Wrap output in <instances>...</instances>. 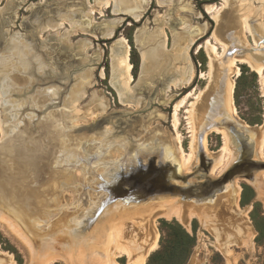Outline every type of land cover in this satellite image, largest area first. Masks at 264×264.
Here are the masks:
<instances>
[{"label":"rangeland","instance_id":"374dc122","mask_svg":"<svg viewBox=\"0 0 264 264\" xmlns=\"http://www.w3.org/2000/svg\"><path fill=\"white\" fill-rule=\"evenodd\" d=\"M16 1L19 3V6L16 8V11L12 10L11 14L10 5L13 0H0V34H3L1 36L10 39L8 41L11 42H23L24 37H28L30 32L35 34V39L33 40L37 42L40 48H38L39 51L34 49L32 51L28 47L29 56L32 54V56H39V60L34 58V63L30 67L31 86L24 87L21 93H19L23 96L18 95L11 98L14 99V103H18V101H21L22 105L28 103V108L24 107L23 110L29 109L34 115L41 116V118H36V122L38 121L39 123H35L39 124V128L44 126V128L49 130L43 132V137L35 136L31 138L32 140L26 142L30 148L31 145L34 146V140L44 144L42 147L36 143V146L39 145L38 148L42 160L21 162L24 164L22 172L18 173V171L11 169V171H6V174L2 175L3 177L0 181V214L17 222L27 233H30V227H32L33 232H37L36 227L32 223L42 221L49 234L44 238L55 240L57 236H54L53 232L56 227H64L65 229L68 227L66 223L69 218L82 214L84 211L88 214L91 213L90 216L92 215V218L86 221V232L89 235L95 234L93 241L97 242L95 245L98 246L97 250L93 252H96L97 256H99V262L104 264H134L129 261L127 255L122 253L121 256H116L113 253V251L117 253L118 247L122 246L123 242H117L115 239L113 242L114 250L111 251L108 250L110 245H106L109 239L115 235V230L113 229L117 227L116 225L120 221H123L125 225L129 235L128 239L132 243L131 247H134L139 242L146 249L148 244L153 241V235L156 232L159 233L157 247L149 253L145 264H264V142L259 137L260 132L264 130V84L262 83L263 77L247 64L236 62L233 65V56L227 57L229 49L225 48L226 46L217 40L219 39L218 34H220V24L216 21L215 17H226L233 1L173 0L169 6H160L156 0H151L147 11L138 21L125 14H114L112 8H102L100 10L101 14L97 11L94 13L93 20L85 18L82 20L83 23L77 22V25L82 24L81 27L84 28L93 25L94 27L91 31H82L80 28L76 29V17L72 16L71 11L64 12L65 14H61L62 16L48 17L44 19L42 24L29 27L30 18L33 14L31 7L36 8L37 6H41L45 3V0ZM247 1H250L255 8L261 7L260 1ZM235 2L237 3L238 1ZM89 3L90 6L94 5V0H89ZM59 5L58 7L64 6L62 3ZM208 6L213 7L214 11L207 12ZM4 14L10 15L8 20L2 17ZM235 16L239 19L238 28L236 29L237 31L235 30V33L241 37L240 42L241 47H243L241 50L245 49L252 54L254 53V55L256 53L255 56L261 55L262 48L255 44L251 31L244 24V16L238 18L240 16L238 13H235ZM63 17H70L73 23L71 24L66 21L59 24V21L64 19ZM116 19L122 21L121 25L114 31L111 38H103V35L100 33L102 26L105 22ZM262 20H264V15L262 16ZM200 28L206 29L203 36L194 42L187 53L194 72L192 82L189 85L182 88L170 87L169 90L164 92H162L163 89L160 90L161 87L149 105L143 108L123 104L119 101L117 92L110 83L112 75L111 48L113 44H116L121 38L127 40L130 46V62L133 66L131 87H136L140 84L142 67V56L135 41L139 30H143L144 34L150 35L153 32L157 34V31L163 32L166 39V50L159 74L161 75L164 72L169 75L180 69L179 64H177L178 62L175 61L176 49L173 44L174 38L176 36H187L190 38L191 32H197ZM206 41L216 46V53L221 57L223 56L222 60L215 62V64L221 63L230 69L227 78L230 80V76H232L234 80L232 96L236 107L234 114L231 111H217V113L212 110L210 111V109H202V103L212 98L213 93L212 90L210 91L212 84L210 78L211 66ZM98 53L101 54V58L97 62L92 57ZM148 62V67H150V60ZM19 64L17 61L16 67ZM236 69L238 73L235 74L236 71L234 70ZM102 73L105 76L102 77ZM157 76H155L154 81ZM41 92H51L52 98L56 102L50 103L47 107L43 106L42 100L35 103V100H38V93ZM188 94H192V96ZM76 97L78 98L77 104ZM101 98L105 102L104 106L101 105L102 101L98 102ZM180 101L184 102V104L180 107L181 109L179 108L177 116L178 125L175 129L172 116L175 105H179ZM0 105H2L1 96ZM193 105H195V108ZM64 111L67 112V116L72 118V120L70 119L68 124L56 126L51 116L53 113L58 114ZM216 113L217 116L215 118L214 114L216 115ZM77 114L79 117L76 119ZM191 114L193 117H191ZM47 116L49 119H47ZM5 117L8 118L9 115ZM45 117H47V120ZM138 119L143 120L142 128L138 131L136 129V133L133 132L132 134L131 124L135 123ZM27 121L31 126H34L33 120L27 119ZM22 124L24 125V123ZM239 124L249 130H254L258 134V138L253 140L254 144L250 147L248 146V150L244 154L238 155V151L234 148L236 150V157L238 158L239 156L240 159L235 162H232L231 159L228 167L234 166V163L237 162L238 174L242 176L248 170L250 164L254 172L261 173H258L260 176L256 177L259 188L256 185L247 183V181L238 175L237 179H240L237 181L240 187L239 211L236 210L234 203L223 207L221 205L220 207L206 211L210 220L212 218L211 222L213 223L210 222V225H204L199 217L193 216L185 227L176 219L167 220L166 218L155 216V213H151L153 207L150 204L154 196H156V202L160 203L161 201L166 202V199L172 195L170 191L166 192V190L160 188L157 191V195L149 193L145 199L124 201L127 204V210L116 216H114L115 208L112 210L101 208L96 213V217L93 216L95 212L92 209L90 210L91 196L87 189H79L76 192L77 201L73 204L76 208H68L71 207V204H68L69 202L67 201L70 199L72 190L75 191L76 189L75 186L68 187V185L76 181L77 177L84 174V171H88L89 169L97 171V168L100 167L109 168L120 174L118 176V183L123 187L125 186L126 189L137 182V176H132V174L141 173V176L143 173L151 174L149 173V168H156L154 165H156L157 160L154 163L152 162V156L155 152L151 150L152 144L149 142L150 139H154L153 146H157V148L164 145L160 144V142L158 143L160 139L163 143L169 144L172 152H174L173 158L169 161V169L164 170L158 167L160 173L166 174V179L161 177L162 184L166 181L171 186L175 184V186L181 185L183 187L185 183H199L203 177L205 180H208V183L217 181L221 179L220 177L224 173L222 169L224 167L223 164L227 163L229 155L228 150H226L224 152V161L221 165H218L222 167H215L220 162V149L226 147L224 136L217 131L218 129L220 131H227L231 139L237 144L236 139L232 137L231 128ZM1 128L0 125V144L3 142L4 144H9L10 139L8 140L7 138L11 136L8 134V131L4 133ZM4 129L7 128L5 127ZM125 129L126 133L124 134ZM96 132L97 134L95 135ZM192 133L195 136L194 138ZM15 135V137H18L19 133L16 132ZM51 138L54 139L51 141ZM192 139L195 140V142L194 140L192 141L193 147L191 146ZM130 144H133L131 152L129 150ZM178 147L182 148L183 155L178 151ZM191 147L196 149V153ZM88 149L92 151L86 155ZM191 154L194 156L193 161L191 162L189 158L185 161V166L190 165L189 169H187L183 165L184 155L186 158L187 155ZM156 156L158 157V161L163 165L167 163L162 153ZM106 159L110 163L109 166L104 164ZM177 169H180L179 173L175 174ZM5 175H9L10 177L7 178ZM93 176H90L91 179ZM78 184L82 185L80 182ZM213 193L214 191L211 190V192L208 191L207 194H203L204 197L210 196L208 197L210 199L208 201L212 204L218 198V195L214 196ZM128 195H132V192L128 193ZM220 195L222 196L223 194L220 193ZM198 200H201V196ZM49 212L54 215L48 217L47 213ZM24 214H27L29 217H26ZM243 215H246L251 223L252 239H242L238 236V230L242 227L244 221L242 219ZM1 222L0 264H9L10 256L13 259V264H31V259H35L36 264H41L44 257L31 256L18 236L9 229L10 227L6 223ZM118 226H121V224ZM214 227L222 230L219 238L215 236ZM39 234L41 235L42 233ZM102 235L103 238L107 236V241L100 239ZM134 237H137L138 240ZM36 239H40V236ZM61 239L62 241L59 242L57 239L54 242L55 244H52V250H50V254L48 255L61 253L62 255H67V258L65 260H52L51 264H67V260L69 264L78 263V261L79 264H86L85 259H79V256L75 257L73 253L66 251L71 250L72 243L65 242V237ZM134 241L138 242L134 243ZM218 242L223 244L220 245ZM221 248L224 250L222 251ZM100 249L103 252L99 251Z\"/></svg>","mask_w":264,"mask_h":264},{"label":"bare ground","instance_id":"6f19581e","mask_svg":"<svg viewBox=\"0 0 264 264\" xmlns=\"http://www.w3.org/2000/svg\"><path fill=\"white\" fill-rule=\"evenodd\" d=\"M156 1H157L158 5H160V6H164V5L169 6L173 0H156ZM231 1H233V3H231V5H230L231 7H229L231 9L228 12V15H226V17L225 16L215 17L217 19L216 21H218L220 24V34H218L219 39H217V40L221 41L226 46L225 48L229 49L227 57L233 56V60H232L233 65H235L236 62H241V63L247 64L248 66L251 67V69L258 72V74L263 77L262 83L264 84V20H262V16L264 15V0H257V1H260V4H261V7H259V8L253 7L252 3H250V1L248 2L247 0H231ZM235 1H238V2L236 3ZM60 3L64 4V6L58 7V6H60L59 5ZM150 3H151V0H94V5L90 6L89 0H45V3L43 5L37 6L36 8L31 7L33 14H32V17L30 18L29 27H35L36 25L42 24L44 19H46L48 17L51 18V17H55V16H60L61 14H65L64 12L71 11L72 12L71 14H73L72 16L76 17V29L80 28L82 31L83 30L91 31L92 28L94 27L93 25H91V27L88 26V27L84 28V27H81L82 24L77 25V22L83 23L82 20L85 18H87L89 20H93L94 13L97 11L98 13L101 14L100 10L102 8H112V11L114 14H125V15H128L131 18H133L135 21H138L139 19H141L142 15L147 11L148 7L150 6ZM10 6H11L10 11L12 14V10L16 11V8L19 6V3L16 0H13V2L11 3ZM226 6H227V3H226ZM227 8H228V6H227ZM213 11H214L213 7H209V6L207 7V12H213ZM7 13H9V12H7ZM235 13L236 14L238 13L240 15V16H238V18H240L241 16H244V18H243L244 24L251 31L253 38H254V41H255V44L259 45V47L262 48V52H261L262 54L261 55L255 56L256 53L254 55V53L252 54L251 52H249L245 49L241 50V48H243V47H241L242 45L240 42L241 37L235 33V30L238 28V22H239V19H237L235 16ZM218 14H220V13H218ZM2 17L5 20H8L10 15L4 14ZM63 18H64L63 20L59 21V24L66 22V21L70 22L71 24L73 23V21L70 17L69 18L63 17ZM1 22H3V21H1ZM218 22H216V23H218ZM121 23H122V21L117 20V19L105 22V24L102 26V28L100 30V33L103 35V38H111L114 34V31L121 25ZM2 24H4V22ZM93 24H95V23H93ZM160 24H158V25H160ZM244 24H243V26H244ZM205 30H206L205 28L204 29L200 28L197 32H191L190 38H188L187 36L186 37L176 36L174 38L173 44H174V48L176 49V53H175L176 60L175 59L174 60L176 62H178L177 64H179L178 66L180 67V69L176 70L175 72H173L169 75H167L164 72L161 75L159 74L161 72V63L163 62V60L165 58L164 57L165 56V50H166L165 35L163 34L162 31H157V34H155L153 32L150 35V34H144L143 30H141V31L139 30L138 33L136 34L135 41L138 45V48L140 49V53L142 56V67H141L140 84L136 87H131V82L133 81V76H132L133 66L130 62V46L127 43V40L125 38H121L120 40H118V42L116 44H113V46L111 48L112 75H111L110 83H111L112 87L115 89V91L117 92L119 101L123 104L135 105V106H139V107L143 108L144 106L149 105V103L156 96V94L158 93V91L161 87L162 88L160 90L163 89L162 92H164L166 90H169L170 87L182 88V87L189 85L192 82L194 72H193V65H192L189 57H187V53H188L189 49L192 47V45L194 44V42L203 36ZM25 32H28V31H25ZM29 34L30 35L28 37H26V36H25L26 38L24 37L23 42L8 41L10 39H6V38L2 37L3 34H0V96L2 98V105H0V125L2 127L1 128L2 131L4 133L6 131H8L9 133L8 132L7 133L11 136L10 138H7L8 140L10 139L9 144L8 143L4 144V142L2 144H0V181L3 177L2 175L6 174V171H11V169H13L15 171H18V173L22 172L24 170L23 169L24 164L21 162H25V161L30 162V161H36V160L38 161L39 159L42 160V157L40 155L39 148H38L39 145L36 146V143L40 144L42 147L44 146V144L42 142L39 143V142H36L37 140H34L33 142L35 144L32 143V144H34V146L31 145V148H30L27 146L26 142L28 140H32L31 138H34L35 136H42L44 131L47 132L49 130V129L44 128V126H41L39 128L38 127L39 124L38 125L36 124L38 122V121L36 122V118H41V116L39 117V115H37V116L34 115V113H32L29 109L23 110L24 107L28 108V105H27L28 103H25L23 105L20 103L21 101H18V103L17 102L14 103V99L11 98L13 96H18V95L23 96V95H20L19 93H21V91L23 90L24 87L31 86L32 79L30 76V74H31L30 67H31L32 63H34L33 62L34 58L39 60V56H37V55L32 56L33 55L32 52H31L32 55L29 56L30 55L29 54L30 52L28 51L29 49H31L32 51H33V49L36 51H39L38 48H40V46L37 44V42H35L33 40V39H35V34L30 33V32H29ZM206 43H207V41H206ZM39 44L41 45V43H39ZM87 45L89 46V44H87ZM257 45H256V47H257ZM28 47H29V49H28ZM60 49H63V48H60ZM207 50L210 54V66H211V68H210L211 69V74H210L211 76L210 75L209 76L212 80V84L210 86L211 87L210 91L212 90L213 93H212V98H210L207 101L205 100L202 103V105H203L202 109L203 110L204 109L205 110L210 109V111L212 110L214 112H217V111H221V112L229 111L230 112L231 111V113L234 114L236 112V107L234 105L233 97H232L233 96V89H234V80H233L232 76H230V80L227 78L229 75L230 69H228L227 66L225 67L221 63L215 64V62L221 61L222 57H223V56L222 57L219 56L218 53H216V51H217L216 46H214L208 42L207 43ZM66 51H67V49H66ZM42 52H44V51H42ZM225 52H226V50H225ZM37 54H39V53H37ZM92 58H95L96 61L98 62V61H100L101 54L100 53L95 54V55H93ZM41 60H42V58H41ZM149 60L151 62L150 67H148L149 66V64H148ZM17 61H18V63H20L18 67H16ZM234 71H236L235 74L238 73L237 69ZM101 75H102V77L105 76L104 73H102ZM155 76H157V78L154 81ZM205 90H207V89H205ZM39 92H40V90H39ZM38 94H39L37 96L38 100L36 99L35 103L42 100V102L44 103L43 106L47 107L50 105V103L56 102V100H54L52 98L51 92H47V93L41 92ZM201 94H202V92H201ZM188 95H190V94H188ZM203 95H204V93H203ZM190 96H192V94ZM16 98H19V97H16ZM100 101H102L101 105L104 106L105 102L102 100V98L98 102L100 103ZM77 102H78V98L76 97V104H77ZM181 102L182 101H180L179 105H175V110H174V113L172 116L174 119L173 121L175 123L174 124L175 129L177 128V125H178L177 116H178L179 108L182 107V105L184 104V102H182V103ZM207 102H208V105H207ZM193 106L195 108V105H193ZM27 111H28V113H27ZM60 113H58V114L53 113V115L51 116V118L55 122L56 126H60L62 124H68L70 122L69 120L70 119L72 120V118H69L67 116L66 111L60 112ZM191 113H192V111H191ZM217 113H216V115L214 114L215 118L217 116ZM78 114L76 115V119L79 117ZM6 115H9V117L8 118L5 117ZM47 117H45V119ZM191 117H193L192 114H191ZM27 119L33 120L32 122H33L34 126H31L29 124V122L27 121ZM47 119H49V117ZM85 119H83V120H85ZM49 121H52V120H49ZM44 122H45V120H44ZM22 123H24V125ZM142 123H143V120L138 119L135 123L131 124L132 134H133V132H135L136 129L138 131L142 128L141 127ZM192 124H193V122H192ZM5 127L7 129H4ZM54 128H56V127H54ZM214 128L216 129L215 126H214ZM93 129H94V127H93ZM211 129H213V128H211ZM16 132L19 133L18 137H15ZM46 132H45V134H46ZM97 132L95 133V135L97 134ZM207 132H208V130H207ZM217 132L224 136L226 147L225 148L222 147L223 149H220L221 150V153L219 152L220 153V156H219L220 162H218V164L215 166L216 168L218 165H221L222 162L224 161V159H225L224 152L226 150H228V153H229V155L227 157V163L223 164L224 167L222 169H223L224 173H223L222 177H220L221 179H218L217 181L215 180L212 183H208V180H205L203 177L201 182H199V183H197V182L185 183V186H183V187L181 185L179 186L178 185L179 183L177 184L178 186H175V184L173 186H171L166 181L162 184L161 177L166 179V177H165L166 174L163 175L162 173H160L158 167H160L161 169H164V170H166L167 168L169 169V164H170L169 161H171V158H173L174 152H172V149H171L169 144L167 145L166 143H163L162 141H160V139L159 140L157 139L158 143L160 142V144H164L166 146L163 145V146H161V147L159 146L157 148V146H153L154 145L153 144L154 139L153 140L150 139L149 142L152 144L151 150H152V152H155V153H153V156H152L153 157L152 159L154 160V161L152 160V162L154 163L157 160L155 163L156 165H154L156 168H153V169L149 168V173H151V174H144L143 173L142 176H141V173L132 174V176H134V175L137 176L136 177L137 182H135V184L132 185L131 187L128 186V188L126 189L125 186L123 187L118 183L119 182L118 176L120 174L116 171H112L109 168H105V167L97 168V171L93 170V169H89L88 171H84V174L77 177L78 181L72 180L73 182L70 185H68V187H73V186L76 187L75 191L72 190V193L70 195V199L67 198L68 199L67 202H69L68 204H71V207H68V208L69 209L70 208L75 209L76 207L73 204H75L77 201L76 192L79 189H87L89 195L91 196L90 206H89L90 210L92 209L93 212H95V213H93V216L96 217V213L101 208H104V209L108 208L109 210L110 209L112 210L115 208L116 210L114 212L115 213L114 216H116V215L122 213L123 211L127 210V208H126L127 204H125L126 202L124 203V201H128L130 199L131 200L145 199L146 195L149 193H153V194L155 193L157 195V191L160 188V189L166 190V192L170 191V194H172V195L170 198L166 199V202L161 201L160 203L156 202L157 199H156V196H154L152 198L153 201L150 204L151 207H153V210H151V213L152 214L155 213L156 214L155 216L163 217V218H166L167 220L168 219H176L178 222H180V224L184 225L185 227L188 225V222L190 221V219L193 216H196L197 218L199 217L200 221L204 225H210L211 223H213V222H211L212 218L210 220V218L206 214V211L220 207L221 205H222L221 207H223L225 205L234 203L236 210L239 211L238 210L239 209L238 208V200H239V194H240V187L238 186L237 181L240 179H237L238 175H239L238 174V171H239L238 166L236 164L237 162L234 163L235 164L234 166H236V167H234V166L228 167V166L230 165L231 159H232V162L238 161L240 159L239 156H238V158L236 157L235 151L236 150L238 151V155H240L241 153L244 154V152H246L248 150V146L250 147L252 144H254L253 140L258 138V136H257L258 134L254 130H249L245 126L240 125V124L233 126V128H231V134H232V137L234 139H236V141H237V144H235V142L231 139V137L227 133V131L226 132L220 131L218 129ZM125 133H126V129L124 131V134ZM50 134H48V135H50ZM204 135H205V133H204ZM81 136H82V133H81ZM56 137H58V136H56ZM176 137H177V135H176ZM194 137L195 136L193 134V138ZM259 137L262 140V142H264L263 141L264 130H262L260 132ZM53 139L54 138H51V141ZM177 139H179V138H177ZM193 140L194 139L191 140V143H192L191 146L192 147H193V142H192ZM135 141H136V139H135ZM177 141H179V140H177ZM194 142H195V140H194ZM136 143H137V141H136ZM132 145L130 144V146H129L130 152L132 151V148H133ZM233 145H235V146H233ZM1 146H3L4 148ZM234 148H236V150H234ZM99 149H101V148H99ZM155 149H157V150H155ZM193 150H195V153H196V149H193ZM91 151L92 150L88 149L86 151L87 152L86 155L91 153ZM178 151L181 152L182 155L184 154L181 147H178ZM255 152H256V150H255ZM160 153H162L165 156V159L167 162V163H165V165H163L162 163H160L158 161V157L156 155L157 154L159 155ZM259 153H260V151H259ZM254 154H257V153H254ZM188 158L192 162L193 158H194L193 154L187 155L186 158L184 155V162H183L184 166L186 164L185 161ZM182 159H183V156H182ZM15 162H17V163H15ZM104 164L106 166H109L110 163L106 159ZM185 167L187 169H189L190 165H186ZM218 167L221 168L222 166H218ZM248 167H249L248 170L245 171L242 174V176L241 175H239V176H241L242 179L247 181V183H250L254 186L256 185L259 188L256 177L260 176L259 174H261V173L258 172L259 173L258 174L257 172H254L253 168H251L250 164ZM179 168H180V166H179ZM179 170L180 169H177L175 171V174H178ZM169 171H171V170H169ZM219 171H221V170H219ZM260 172H262V171H260ZM77 174H78V172H77ZM94 174H95V176H93ZM138 175H139V177H138ZM5 176L7 178L10 177L9 175H5ZM90 176H93L92 179ZM78 182H80L82 185H79ZM41 183H42V181H41ZM239 184H240V182H239ZM211 190L214 191V193H213L214 196L216 194L218 195L217 200H215V202L213 204L209 203L210 201H208V200H210V199H208V197H210V196H208V197L203 196V194H207V192L208 191L211 192ZM131 192H132V195H128V193H131ZM220 193H222L223 195L221 196ZM219 195H220V197H219ZM200 196H201V200H198ZM123 203H124V205H123ZM37 204L39 205V203H37ZM118 205H120V206L117 207ZM21 214L23 215L22 211H21ZM47 214L46 215L48 217L49 216L51 217L54 215L50 212ZM90 214H88L87 212L84 211V212H82V214H78L74 217L69 218L68 222L66 223L68 227L65 229H64V227H60V228L56 227L54 232H53V234H55L54 236H57V237H55L56 238L55 240L44 238L45 236L47 237L49 234L47 233V228L42 224V221L33 222L32 224L36 227L37 232H33L32 227H30L31 228L30 233L25 232L24 231L25 229L23 230V227L21 225H19L17 222H14V220L9 219L8 217H6L2 214H0V221H2L3 223H6L10 227L9 229H11L12 232H14V234L16 236H18V238L21 240V242H23V244L26 246V248L29 251V253L31 254V256H33V257L43 256L44 257L41 264H51L52 260L53 261L54 260L55 261L56 260H65V258H67V255L65 256V255H62L61 253H56V254L53 253V255H48V254H50V250H52V244H55L54 242L57 239L59 242L62 241L61 238H63V237L68 239V240L63 239L65 242L68 241V242L72 243L71 250H66V251H70L71 253H73V255L75 257L79 256L80 257L79 259H81V258L83 260L85 259L86 264H104V263L99 262V259H98L99 256H97L96 252H93L94 250H97L96 248L98 246V245H95V244H97V242L93 241V237L95 234L89 235L86 232V227H87L86 221H87V219L92 218V215L90 216ZM238 214H240V213H238ZM246 215L245 216L243 215V217H242V219L244 220L242 223V227L239 230L237 229L238 233H239L238 236H240V238H242V239H245V238L252 239L253 238L252 237L253 236L252 227L250 226L251 223L248 220V217ZM25 216L29 217V216H27V214ZM26 217H25V219H26ZM120 224H121V226H118ZM118 225H116L117 227L115 229H113V230H115L114 231L115 235H113V237L111 239H109V241L106 244V245H110V247H108V250H110V251L114 250L113 242L116 239L117 242H119V241H120V243L123 242V245L121 244L122 246L118 247L117 253H115L113 251V253L116 256H121L123 253V254L127 255V257L129 258V261L133 262L134 264H145L146 258L149 255V253L157 247L158 240H159V233L156 232L153 235V241L148 244L146 249H144L145 247H142L141 243H139L138 241H137L138 244H136L134 247H131L132 243L128 239L129 235L127 233V230L125 228L123 221H120V223ZM5 228H6V225H5ZM26 229H28V228H26ZM226 230H228V229H226ZM211 231H212V229H211ZM213 231L215 233V236H217L218 238L221 236L222 230L218 229L217 227H214ZM39 233H42V234L40 235ZM224 235H225V233H224ZM39 236H40V239H36V238H39ZM106 237H104L105 238L104 239L103 235H102V237L100 239L106 240ZM134 238H136V240H138L137 237H134ZM225 239H227V238L225 237ZM137 242L134 241V243H137ZM222 244H220V245H222ZM224 249L221 248L222 251ZM99 251L103 252L101 249ZM93 253H95V254H93ZM228 255H229V252H228ZM34 260L35 259H31V264H36ZM103 260H105V259H103ZM71 262H73V260H71ZM8 263L13 264V259L11 256H10V260ZM75 263L76 262H74L73 264H75ZM67 264H69L68 260H67ZM76 264H79V261Z\"/></svg>","mask_w":264,"mask_h":264}]
</instances>
